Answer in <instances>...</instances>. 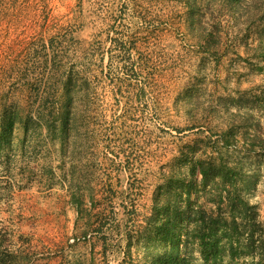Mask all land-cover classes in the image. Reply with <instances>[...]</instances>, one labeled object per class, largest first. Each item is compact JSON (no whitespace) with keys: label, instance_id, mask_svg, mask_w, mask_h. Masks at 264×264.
I'll return each mask as SVG.
<instances>
[{"label":"rangeland","instance_id":"1","mask_svg":"<svg viewBox=\"0 0 264 264\" xmlns=\"http://www.w3.org/2000/svg\"><path fill=\"white\" fill-rule=\"evenodd\" d=\"M0 264H264V0H0Z\"/></svg>","mask_w":264,"mask_h":264},{"label":"trees","instance_id":"2","mask_svg":"<svg viewBox=\"0 0 264 264\" xmlns=\"http://www.w3.org/2000/svg\"><path fill=\"white\" fill-rule=\"evenodd\" d=\"M206 172H207V171H205V170L202 171L203 179H204V180H205V179L207 180V179H210V178H211V179H214V178H215V175H213V174H209L208 172H207V173H208V174H207ZM227 177H228V174H225L224 176H222V179H223V178L227 179Z\"/></svg>","mask_w":264,"mask_h":264}]
</instances>
